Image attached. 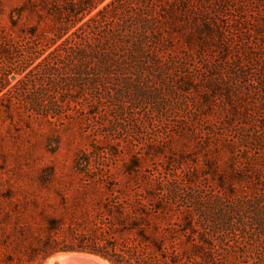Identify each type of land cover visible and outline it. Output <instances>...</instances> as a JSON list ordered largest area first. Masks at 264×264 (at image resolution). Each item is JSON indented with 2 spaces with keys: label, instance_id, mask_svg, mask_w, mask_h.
Returning a JSON list of instances; mask_svg holds the SVG:
<instances>
[{
  "label": "rangeland",
  "instance_id": "rangeland-1",
  "mask_svg": "<svg viewBox=\"0 0 264 264\" xmlns=\"http://www.w3.org/2000/svg\"><path fill=\"white\" fill-rule=\"evenodd\" d=\"M110 1L101 2L85 20ZM200 1L204 16L198 26H190L191 41L184 30L174 33L175 39L165 33L166 43L178 42L172 45L178 58L173 66H157V78L150 81L157 96L147 100L131 94L140 105L127 103L122 116L108 101L113 95H105L110 98L98 108L90 91L71 84L74 64L66 63L64 79L70 84L62 85L58 95L70 115L50 120L30 115L27 99L35 88L11 98L19 79L54 47L48 48L54 38L48 28L50 5L44 9L41 0H0V264H47L64 251L50 252L45 240L54 236V244L71 243V224L105 212L96 203L99 196L120 191L132 197L136 189L157 195V207L164 209L157 210V245L160 239L175 246L184 253L183 263L264 264V0ZM199 25L210 31H200ZM199 32L207 43L198 41ZM7 48L14 52L10 60L1 55ZM29 52L41 57L26 60ZM162 69L169 72L170 85L180 72L192 76L195 90L190 96L176 92ZM212 81L227 84L229 92L213 88ZM161 91L169 97L167 109ZM229 95L247 111L246 129L242 117L232 116ZM75 96L84 100L77 104ZM205 99L212 102L207 110ZM194 105L203 117L195 114ZM257 129L262 137L254 140L249 131ZM212 165L227 177L233 169L240 172L244 178L237 185L252 184L238 193L250 200L231 218L241 223L236 230L208 224L205 215L213 205L186 200L199 191H219ZM193 215L196 226L188 225ZM53 224L61 230L54 231Z\"/></svg>",
  "mask_w": 264,
  "mask_h": 264
},
{
  "label": "trees",
  "instance_id": "trees-1",
  "mask_svg": "<svg viewBox=\"0 0 264 264\" xmlns=\"http://www.w3.org/2000/svg\"><path fill=\"white\" fill-rule=\"evenodd\" d=\"M103 1L41 0L42 8L50 5L47 10L51 11L53 23L49 24L48 28L54 32V38L51 39L48 48L54 47L41 58L37 66L19 79L14 87V95L11 96L23 97L27 90L35 88L33 94L30 93L31 96L26 98L27 105L31 108L30 115L50 120H60L70 115L58 95L62 85L70 84L64 79L66 63L74 64L71 84H79L80 91H90L98 108L110 98L105 95H113L112 100L108 101L114 104L121 116L124 115L129 105L132 108L140 105L131 98V94L143 95L147 100L151 98L150 95L157 96V87L155 89L154 85L150 84L151 80L157 78V66L177 64L178 53L174 52L175 47L172 45L177 46L178 42L173 40L175 42L173 44L166 43L165 33L167 32L171 39H175L174 33L184 30L188 32V40L191 41L194 34L189 33L190 26L192 24L198 26V19L204 16V11L198 7L200 0H111L94 16L85 20L86 16ZM203 28L210 31L208 25L198 27L200 31ZM33 32L30 34H34ZM61 38L63 40L57 43ZM197 39L202 45L207 43L202 32L197 34ZM13 53L7 48L1 55L6 54L10 60L9 56ZM34 54L29 52L25 56L26 60L30 59L33 62L41 57ZM22 70L18 73H22ZM183 73L185 72H180L181 75L175 81H171L170 85V79H167L170 76L169 72L161 70L163 78L176 92L190 96L196 88L193 85L195 79ZM226 85L212 81L213 88L227 93L229 91ZM207 93L209 94L208 91ZM74 99L77 104L84 100L81 96H75ZM228 100L232 116L242 117L240 123L246 129L247 111L243 110L230 95ZM185 101V105H192L189 100ZM168 102L170 100L167 93L161 91L163 108L169 107ZM201 102L204 110L211 108L210 100L205 99ZM127 103L129 105H126ZM192 109L198 117L205 115L195 105ZM91 112L97 114L98 110L94 109ZM257 126L261 127L259 124ZM249 134L250 137L255 136L254 140L262 137L259 129L249 131ZM211 168L218 175L219 191L213 195H205L203 191H199L197 195L194 194L186 200L193 203L208 202L213 208L211 209V206L208 208V214L207 208L204 207L202 211L205 212V216L208 215V224L217 225L216 227L222 230H236L241 223L231 218L235 215L236 209L243 207V204L250 200L246 197L240 199L238 193L251 190L252 184L248 186L246 183L240 185L234 183L244 178L236 169L227 177L225 174L217 173L216 165H212ZM130 171L134 172V169L131 168ZM111 179L105 177V180ZM174 193L178 194L177 188ZM96 203L101 204L105 212L90 222H87V219L78 225L71 224L68 228L71 243L54 244L56 240L54 236L49 237L43 244L51 248L50 252H90L106 257L114 264H185L184 253L175 246L165 244L164 240L160 239L157 245V210L164 209L161 206L157 207V195L153 191L142 192L136 189L132 197L117 191L109 197L99 196ZM216 212L220 215L217 216ZM192 218L194 215L191 216L188 225L196 226ZM52 228L57 232L62 227L53 224ZM157 249L161 253L158 257Z\"/></svg>",
  "mask_w": 264,
  "mask_h": 264
},
{
  "label": "water",
  "instance_id": "water-1",
  "mask_svg": "<svg viewBox=\"0 0 264 264\" xmlns=\"http://www.w3.org/2000/svg\"><path fill=\"white\" fill-rule=\"evenodd\" d=\"M61 253L63 255L58 257L53 264H112L108 259L94 253L78 251Z\"/></svg>",
  "mask_w": 264,
  "mask_h": 264
},
{
  "label": "bare ground",
  "instance_id": "bare-ground-1",
  "mask_svg": "<svg viewBox=\"0 0 264 264\" xmlns=\"http://www.w3.org/2000/svg\"><path fill=\"white\" fill-rule=\"evenodd\" d=\"M62 255H63L62 253H59V254L53 256V257L49 260V262H48L47 264H53V262H54L58 257H60V256H62Z\"/></svg>",
  "mask_w": 264,
  "mask_h": 264
}]
</instances>
